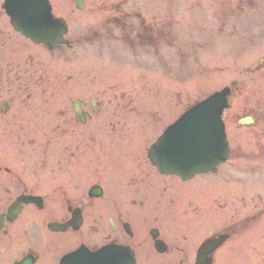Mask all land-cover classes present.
I'll list each match as a JSON object with an SVG mask.
<instances>
[{
	"label": "flooded vegetation",
	"instance_id": "af4514ba",
	"mask_svg": "<svg viewBox=\"0 0 264 264\" xmlns=\"http://www.w3.org/2000/svg\"><path fill=\"white\" fill-rule=\"evenodd\" d=\"M260 1L87 0L101 7L98 25H77L65 45L48 50L14 28L0 0V264H59L82 245L129 248L135 264H191L196 252L170 212L172 179L124 163L121 145L105 142L138 113L141 93L124 80L96 77L103 68H95L94 50L115 53L112 43H122L123 63L153 70L174 42L176 3L211 4L221 13L223 5ZM16 204L22 210L11 220ZM253 211L221 227L228 241L248 234L264 207Z\"/></svg>",
	"mask_w": 264,
	"mask_h": 264
},
{
	"label": "rangeland",
	"instance_id": "374dc122",
	"mask_svg": "<svg viewBox=\"0 0 264 264\" xmlns=\"http://www.w3.org/2000/svg\"><path fill=\"white\" fill-rule=\"evenodd\" d=\"M52 1L58 14L69 13L72 15L70 21L73 24L96 22L98 19L96 14L92 16L88 11L70 13L69 9L72 7L70 0ZM175 7L178 19L176 24L179 30L178 36H175V44L178 50L173 54L174 75L169 80L159 82L161 93L156 98L161 101L158 102L159 104L157 103L159 112L151 104L150 97L141 96V99L139 98L135 103L137 108L142 105L144 114L141 117L132 115L130 119L126 117V129L132 133L115 136V138L118 136L120 140H126L125 152L135 151L134 155L128 159L149 162L147 149L167 123L193 103L216 90L231 85L235 79L239 84L233 91L231 107L226 111L230 143L231 145L245 146L264 144V115H258L261 113L259 110H264V69L259 72L249 70L258 59L264 56V2L261 3L260 9L255 10L254 13H256L258 21L253 20L252 24L248 21L247 16H242L237 20V16L232 15L229 17V21H226L223 16L222 20H216L214 7L210 8L209 5L194 6L190 2L187 4L179 2ZM91 8L93 7L90 6L88 10ZM221 25L222 32L220 31ZM162 67L164 70L167 69L165 64ZM145 72L147 71H143V73ZM123 73V78L131 76L129 69L124 70ZM157 75L161 78V73H152L151 76V72H147L148 78L157 77ZM144 81L142 79L139 84H143ZM147 82L150 83V80ZM142 93L145 95L147 92L143 91ZM252 112L257 118L255 127H241L237 123V116ZM146 115L148 118H143ZM154 115H157L158 118ZM140 121L143 129L139 127ZM106 139L105 134V142ZM135 147L137 150H134ZM126 157H128L127 154ZM259 160L261 163L264 162V154L260 156ZM126 163L128 164L129 161ZM237 164V166H233L231 162H226L219 169L222 173H229L231 175L229 178L244 182L245 186H237L236 182L231 184L240 188V191L236 188L235 191L231 190L226 194L222 190V182H219L220 186H218L215 181H208L214 180L213 178L207 181L196 178L183 186L185 195H176L175 209L182 213L180 215L182 221L178 227L183 228L190 235L188 239L190 244H196L198 240L211 234L225 222L227 223L232 214H236L234 213L235 207L249 204L247 196L249 193L252 194L253 189L255 193L258 191L264 195V163L257 168L258 173L261 174L258 176L251 174L253 172L249 166L250 162L247 160L237 162ZM252 180H254V184ZM204 182L206 185L203 184ZM225 185L228 184L224 183L223 186ZM218 193L221 197L216 196ZM260 200L263 202L264 198ZM247 210V207L243 211L239 210L237 215H244ZM261 229H264V226ZM243 244H247L248 248L241 251L242 257H244L242 252L245 251V257L242 259L240 256V264H251L254 254L259 255L255 261L261 259L260 256L264 254V231H260L253 241L246 239ZM243 244L236 251L241 249ZM252 247H255V253L247 255L246 251Z\"/></svg>",
	"mask_w": 264,
	"mask_h": 264
},
{
	"label": "snow or ice",
	"instance_id": "6c2138e0",
	"mask_svg": "<svg viewBox=\"0 0 264 264\" xmlns=\"http://www.w3.org/2000/svg\"><path fill=\"white\" fill-rule=\"evenodd\" d=\"M30 23L37 35L45 39L46 42L53 44L59 39L61 27L57 21L52 20L46 13H38ZM203 103L205 104L204 111L211 118L217 109L218 101L214 96H210ZM216 147L213 126L211 119H209V123L203 130L195 132L185 139L166 141L162 147L157 148L155 156L163 167H199ZM118 255L108 251L88 259L92 260V264H109ZM84 261V256L80 254L77 257L70 256L68 264H83Z\"/></svg>",
	"mask_w": 264,
	"mask_h": 264
},
{
	"label": "water",
	"instance_id": "95a60500",
	"mask_svg": "<svg viewBox=\"0 0 264 264\" xmlns=\"http://www.w3.org/2000/svg\"><path fill=\"white\" fill-rule=\"evenodd\" d=\"M23 12L20 10V18H22V23L24 21L23 18ZM33 17H31L32 19ZM229 93V88H225L223 91L218 92L212 96H214V98L218 101V106L216 111L213 113V115L211 116V118H209V116L207 115V113L204 111L205 108V104L202 103L200 105H198L196 108H194V110L189 111L184 118L181 119L180 123L178 124V127H186V138L189 137L190 135H192L195 132H199L201 130H203L207 124L209 123V119H211V124L213 126V132L214 135L217 134L218 138L217 140H219L217 147L218 148H222V152H223V146L226 145V137H225V133H224V124L223 121L221 119V114L223 109L227 106V99H226V95ZM175 133V128L172 127L170 129V132H168V134L161 139V141H159V143L156 146L155 151L151 154V158L154 161V163L158 164L160 166V168L162 170H165L167 172H179V173H185L184 175H188V174H192L193 172H196L197 170H207L209 169L214 163L219 162L221 160H223V155H220V153H215L214 158H211L207 163H204L205 165H201L199 167H191L190 170H187L188 167H184V168H174V167H163L159 164L158 160L156 159L155 156V152L157 150V148L162 147L166 141H172V136ZM183 139L182 137L180 138V140ZM83 255V254H82ZM85 255H89V254H85ZM73 257H77L79 255H72ZM84 256V255H83ZM86 256V257H87ZM207 254L205 252V250L201 251L199 258L197 260L196 264H210V260L209 258L206 257ZM85 258V257H84ZM68 259L66 260V262H68Z\"/></svg>",
	"mask_w": 264,
	"mask_h": 264
}]
</instances>
